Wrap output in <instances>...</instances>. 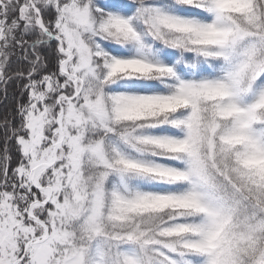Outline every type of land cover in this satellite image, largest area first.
<instances>
[{
	"label": "trees",
	"instance_id": "obj_1",
	"mask_svg": "<svg viewBox=\"0 0 264 264\" xmlns=\"http://www.w3.org/2000/svg\"><path fill=\"white\" fill-rule=\"evenodd\" d=\"M34 1L48 31L73 54V60L67 63L68 74L80 78L82 89L76 98H68L73 96L74 86L61 69L67 54L61 52L60 43L41 30L38 14L28 0H0V264L3 248L16 262L25 245L44 231L28 216L31 204L44 197L29 180L26 143L34 118L39 116L47 120L41 148L52 145L57 124L51 116H57L61 107L65 130L60 159L40 180L43 187H51L53 195L45 206L34 211L49 226L50 234L53 232L56 245L67 251L87 245L85 264H114L113 260L116 264H209L214 251L189 244L206 235L212 222L206 209L173 202L135 206L130 201L136 195H186L193 189L191 181L158 172L122 170L120 160L187 170L195 158L192 149L174 151L148 143L149 139L184 137L193 128L201 132L202 126L218 122L219 130L229 131L235 121L234 116L222 111L225 100L199 93L195 101L187 99L175 109L143 118L118 110L132 97H164L184 91L187 84L227 80L235 83L236 91L241 92L239 99L248 104L264 87V53L258 45V41H264V0H245L241 5L231 3L220 9L215 0ZM85 8L89 10L90 29L74 27L68 18L70 10ZM224 15L232 25L224 51L194 29L176 27L168 21L171 17L185 19L193 26L219 18L224 21ZM64 23L76 29L78 40L93 53V75L76 70L80 53L63 32ZM237 32L240 37H235ZM119 57H141L163 66V72L153 70L131 76L112 73L109 63ZM252 72L255 81L248 90L246 82ZM96 104L104 108L103 114L94 111ZM70 115L72 124L67 122ZM253 120L254 131L264 141V106L256 110ZM95 144L104 148L115 168L88 156L87 148ZM219 153L224 157L217 160L218 169L229 168L234 178L231 183L221 171L220 181L228 189L212 196L226 209L233 228L240 230L237 236L222 242L230 240L228 250L234 252L233 262L251 264L261 255L264 231L259 235L258 250L249 255L244 248L255 239L247 237L253 235L254 229L244 227L242 220L254 216L260 208L264 211V185L261 192L253 195L254 181L242 156H231L229 147H221ZM99 189L104 194L97 221L105 233L93 234L81 227V219L70 220L69 208L81 199L84 211ZM180 224V232L173 230ZM33 250L32 247L20 264H31ZM53 258V264L63 262L60 254Z\"/></svg>",
	"mask_w": 264,
	"mask_h": 264
},
{
	"label": "rangeland",
	"instance_id": "obj_2",
	"mask_svg": "<svg viewBox=\"0 0 264 264\" xmlns=\"http://www.w3.org/2000/svg\"><path fill=\"white\" fill-rule=\"evenodd\" d=\"M245 3V0H215L214 4L218 9L231 6V3L241 5V3ZM71 13L68 14V18L74 24V27L86 26V29H90V16L89 10L85 9H74L70 10ZM168 21L171 22L172 25L176 27H184L194 29L198 32L202 37H205L208 41L218 44L221 47V51H224L227 35L229 34L232 25L228 18L224 15V21L222 19H217L211 22L203 23L202 25H191L185 19H177V18H168ZM63 32H66L68 35L69 43L80 53L79 60H77V68L76 70H82L84 74L93 75L94 67L92 63L93 53L89 50V47L85 45L83 42L78 40V32L76 29L68 28L67 24L64 23L62 25ZM240 33H236L235 37H240ZM258 45L261 49V52L264 53V41H258ZM73 56L69 57L70 62L73 60ZM157 64L150 63L146 59L138 58V57H130V58H113L109 67L112 73L119 74L126 73L131 76L133 73H152L153 70L162 71L163 66H156ZM70 66L66 65L64 70H68ZM72 81H75V77L70 76ZM255 77L254 72L249 75V80H247L246 88L248 90L254 85ZM80 82V80H78ZM199 93H202L204 96L210 95L212 97L221 96L225 102L222 111L229 115L234 116L235 124L234 126L227 131L219 130L221 127L218 123H210L207 128L202 126L201 132L200 130L191 129L190 132L187 133L184 137H151L148 143L156 144L159 146L168 147L171 150L177 151L182 150L187 147L192 149L194 152L195 158L191 163L190 167L187 170H174V169H165L159 166H149L142 165L137 161H129L127 158H121L120 160V168L122 170H142V171H151L158 172L163 175H168L170 177H174L175 179L181 178L187 181H191L190 190L186 195H179L176 197H166L156 194H147V195H136L130 201L133 205H147L148 204H158L159 202L169 203L173 202L177 205L182 204L188 207H192L195 209H206L211 216L212 222L208 225L206 235L201 240L192 239L189 241L190 245H193L196 248H200L203 246H207L214 251V258L210 261L209 264H231L233 261L234 252L232 250H228L229 239L224 240V238L234 237V235H238L240 230L233 228L232 219L227 215V211L224 207L219 206V200H214L212 194L215 192H225L228 187L225 186L224 181H220V172L223 171L224 175H226L227 179L232 183L234 178V173L230 171L229 168L218 169L217 160L223 158L220 157V148L223 147L226 149L229 147V153L231 156H242L241 159H244V163L248 165V173L252 177V181H254L255 192L253 195H256V192H261V186L264 185V141L261 140L256 131L253 129V119L254 113L258 108L264 106V87L260 88L252 97V100L249 97H245L246 100H250L248 104L243 103L238 94L241 93L236 91L235 83L232 81H223L217 84H199L195 83L193 85L187 84L184 87V91H181L174 95L159 97V96H142V97H132L125 103L126 105H121V108L118 110L119 113H123L128 116H139L145 117L153 114L154 112H161L164 110H172L180 105H184L187 99L195 101L198 97ZM94 111L97 113L104 112V108L99 105H94ZM68 123L72 124L73 117L68 116ZM34 123L31 126V137L27 140L26 143V152H28L29 157V171L28 177L31 181L32 170L41 161L49 162L50 158L53 156L54 146L59 142L62 134H64L65 127V118L63 114L60 113L57 116L52 114L51 119H53V123L57 124L53 132V142L48 149H42L44 138V129L47 124V120L44 118H40L39 116H35ZM59 125V126H58ZM220 141V142H219ZM88 156L95 160L99 164H104L106 167L115 168L116 166L111 163L109 159L106 158L104 148L99 144L92 145L87 148ZM233 154V155H232ZM230 156V157H231ZM60 159V154L59 157ZM126 167V168H125ZM225 170V171H224ZM120 171L119 175L123 174ZM44 175V171L41 170L35 177L34 183L39 184L40 179ZM106 177V173L101 176V180L103 181ZM42 194L45 198H47V193L45 190L42 191ZM104 191L101 189L95 190V195L93 199L90 201V205H88L83 211V203L81 199H77L75 201V205L69 208L70 220L81 219L80 225L83 228H86L87 231L98 234L101 231L103 234L105 233V229L101 223H98L97 219L100 217V209L102 204ZM218 200V201H217ZM219 204V205H218ZM33 208L30 209L31 214L34 213V209L40 207L39 204H33ZM256 205V204H254ZM253 205V206H254ZM256 207V206H254ZM258 213H255L254 216L247 218L244 217L242 220V224L245 227L252 228L253 230L250 237L247 236L248 239L254 237L252 243L247 245L244 249L249 250V255L253 254L258 250L259 240L261 239L259 235H261L264 231V211L260 208L257 210ZM82 213V214H80ZM243 215V214H242ZM40 224V223H39ZM40 226H42L40 224ZM183 225L177 226L173 228L175 231H181L183 229ZM243 227V228H244ZM44 233V232H43ZM42 233V234H43ZM2 237L4 235L3 230L1 231ZM249 242V241H248ZM34 250L32 251V260L31 264H53L52 260H54L53 256L55 254H60L63 258V262L61 264H85V254L88 249V246L74 247L73 250L67 251L60 249L56 245L55 238L53 237V232L50 234L47 242L42 244L35 245ZM230 249V246H229ZM4 250V255L2 257L3 264H14L12 260L8 258V255ZM261 255L257 258V261L252 262L251 264H264V244L262 245ZM232 254V258H231ZM250 261V260H248ZM113 263L116 264L117 261L113 260ZM233 264H237L236 260H234Z\"/></svg>",
	"mask_w": 264,
	"mask_h": 264
},
{
	"label": "water",
	"instance_id": "obj_3",
	"mask_svg": "<svg viewBox=\"0 0 264 264\" xmlns=\"http://www.w3.org/2000/svg\"><path fill=\"white\" fill-rule=\"evenodd\" d=\"M29 2H30V4L33 6V8L36 9V12H38V14H39V20H38V23H39V26L41 27L42 31H44L45 33H47V34L51 37L52 40H57V41L60 43V40H59L55 35L49 33V31H48V29L46 28L45 24L42 22L41 14H40V12L37 10V8H36V6H35V2H33V0H29ZM60 48H61V50H62V47H60ZM74 85H75V91H76V94H77V93H78V85H77V81L74 82ZM62 141H63V140L61 139V140L58 142V144H56L55 147H54V150H53V151H54V159H53L52 161H49V163H47V162H41V163L38 165V167H36V168L32 171L33 176L36 175V172H38L39 169H41V168H45V169H47V168L51 167L52 165H54V163L57 162L58 156H57V151H56V150H57V148L62 144ZM32 182H34V178H32ZM40 188H41V187H40ZM42 189H43V188H42ZM50 191H51V190H49V193H50ZM45 202H46V201H45ZM45 202H43V203H45ZM43 226L46 227V234L44 235V237H43L41 240H36V241L31 240V242H29V243L26 245V247H25L26 251L29 249V247H31V245L42 243V242H44V241H46V240L48 239V234H49L48 226H46L44 223H43ZM21 260H22V257H21V259L18 260V262H21ZM18 262H17V263H18ZM17 263H15V264H17Z\"/></svg>",
	"mask_w": 264,
	"mask_h": 264
},
{
	"label": "bare ground",
	"instance_id": "obj_4",
	"mask_svg": "<svg viewBox=\"0 0 264 264\" xmlns=\"http://www.w3.org/2000/svg\"><path fill=\"white\" fill-rule=\"evenodd\" d=\"M53 158H54V154H53V156L50 158V161L53 160Z\"/></svg>",
	"mask_w": 264,
	"mask_h": 264
}]
</instances>
